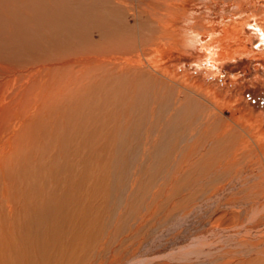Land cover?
Here are the masks:
<instances>
[{
  "label": "rangeland",
  "instance_id": "rangeland-1",
  "mask_svg": "<svg viewBox=\"0 0 264 264\" xmlns=\"http://www.w3.org/2000/svg\"><path fill=\"white\" fill-rule=\"evenodd\" d=\"M54 1L0 0V264H10L17 230L35 209L60 216L56 238L40 239L43 264H264V245L257 252L243 243L264 241V58L238 52L218 58L215 82L204 74L224 108L207 124L204 99L193 93L201 106L182 107L166 80L145 77L151 86L134 97L122 76L102 85L105 68L86 81L91 89L67 85L74 43L49 14L63 17L72 0ZM86 1L96 8L102 0ZM198 1L189 11L203 23L222 13ZM238 1L250 14L251 0ZM87 32L80 46L105 42ZM248 49L264 47L253 38ZM178 51L156 60L182 77L202 58ZM228 125L232 135L216 139Z\"/></svg>",
  "mask_w": 264,
  "mask_h": 264
},
{
  "label": "bare ground",
  "instance_id": "bare-ground-1",
  "mask_svg": "<svg viewBox=\"0 0 264 264\" xmlns=\"http://www.w3.org/2000/svg\"><path fill=\"white\" fill-rule=\"evenodd\" d=\"M203 1L205 0H201V2ZM211 1L214 6L217 7V9H219V6L223 7L221 8L222 13H216L212 15L209 14V18H204L206 22L203 23V18H201L200 16H194V13L192 14L189 11V9H191V6H196L199 4L198 0H102L99 6H95L96 8L91 5H88L86 3V0L82 1V4L84 6H82L79 0H72V6L65 10L66 13L63 17L61 13L57 12L60 10H55V15H51V13L49 14L50 16H53V19H55L56 21L59 20L57 22L58 26L60 24L64 26L65 33L68 34V37L71 38L74 43L73 50L71 49L72 54L70 55V58L66 61V63H64L66 64L65 67H68L70 69V74L73 75L72 78L70 77V79H68L69 82L67 83V85L74 83L75 81L79 84L82 83L81 80H83L85 81V84L83 82V89L88 90L89 87L92 85H87L86 81L91 79L92 75H98L100 78V70L105 68L106 73L101 76V79L99 80L100 83H102L103 85L104 80L114 78V75L116 77L122 76L123 78H125L124 81L121 80L122 84L125 85L126 83V86H124V88L128 87V89L126 90L129 92H133L134 94L131 97H134L136 95V91L145 90V88H149V86H151L148 82L145 81V77L151 78L153 81H155V84L159 82L162 83L164 80H166L168 88L170 90L175 91V94H173L172 97L175 95L174 100L176 101V103L179 102L180 104H182V107H188L189 105H191V103L201 106V101L191 100L194 94L196 95V98L198 100L204 99V104L206 106L209 105L211 110L207 111L206 109L208 107H206L205 111H203L204 113H201V115H203L204 120L207 124L209 122L213 123V115H218L219 113L221 114L224 109L223 106H221L218 100L216 99L215 93L212 94L210 92L212 91V87L210 86V84L213 82L212 80H214L215 82V80L217 79V76L216 78H213L214 76H212L211 74H214L216 72L219 73L221 71V68L217 67V63L218 61H220L218 60V58L222 60L228 58L234 59L238 52H241L242 56H246L248 55V53H250L251 55L252 53V57L256 56L255 58L258 59L264 58V50L253 49L251 50V52H249L248 49V42H252L253 38H256L260 42V47H264V0H251V4H249L252 7L251 9H249L250 14H247V8L245 9L242 6V3L238 0ZM38 14L40 15L39 12ZM39 15H35V18L37 19L43 17ZM230 18L236 20L234 22H230ZM90 29H94V33H100L102 37L101 39H103L102 41L105 42L100 43L98 45L94 44L92 40L93 37H91V41L86 38V44L83 42L84 46H80L82 44H80L81 42L78 43V41L80 40L82 35H87V30ZM185 37L194 38V42L189 47H185ZM196 45H199V48H196ZM178 50L187 55L186 58L188 59L196 60L202 58L200 62H198L197 64L195 63L196 65L194 66V68H192V70L194 71L187 70L185 74H182V77L180 76L179 71L175 70L171 73L169 70L163 68V64L161 63L160 59L158 61L156 60L158 57L163 58L167 54H175L174 52ZM217 50H220L218 52V57H216ZM253 53L255 55H253ZM207 55L209 56V59L205 61L204 57H207ZM205 64H207L212 69L211 72H208V74L212 76V80H210L211 78L209 77H204V74L207 73L205 72L206 70H202ZM5 70L7 73L13 72L12 70H10V68L7 67L5 68ZM182 70H184V68ZM29 73L30 71L27 70L21 72V75H26ZM194 74L196 75L195 77L197 81L200 82L202 86L206 87L207 89H203L200 84L195 81V78L189 79L190 75ZM217 75L219 76V74ZM91 83L94 84V82H90V84ZM100 85L101 84H99L98 82L99 87ZM171 87L176 88V90ZM163 88L164 86H160V90H163ZM142 93V95H145L146 98L147 95L144 94L145 92L143 91ZM186 95L187 97L189 95H193L191 96V98H186L188 99L187 103L186 101H184ZM5 101H7V99H5ZM206 102L208 104H206ZM237 119L239 120V118ZM224 127L225 128L221 130V133L217 134L216 137L214 136L216 139H225L228 136L232 135L230 126L228 125ZM242 143L246 144V142L243 141ZM244 144H242V146ZM11 148H9L8 150L10 151ZM4 150H6L5 147ZM240 151L241 150H239V152ZM237 153V151L234 153L232 159V161H234L231 163L236 162ZM4 157L5 156H1L0 159L4 160ZM5 186L7 187V184H5ZM2 189L6 191L5 187H3ZM5 191L4 195H6ZM1 193L3 197V191ZM2 197L0 196V199ZM52 197L51 199L54 200V197ZM48 200L50 199L48 198ZM53 200H51V202ZM57 204H59V207L56 206L58 212V208L61 210L63 207L61 205V202H57ZM51 205H49V207ZM9 208L8 209L11 210L10 206ZM46 208L48 207H45L44 210ZM53 212L54 211L43 212L42 210L35 209L34 214L31 215L23 225L21 224V227L17 230L19 231V236H14L16 239L13 244L12 251L8 250L10 251V253L8 252V257L6 260L9 261L10 264L44 263L43 261H41L40 246L43 247L42 244H44L45 242L41 243L40 239H42L47 233L48 237H50L49 235L51 234L54 238H56V232L59 229H57L58 221L56 222L55 220L58 213L57 215H55L53 214ZM243 243L245 245L249 243L250 246H248L251 247L253 250L256 249V251L259 247L261 248L262 245H264V241L255 242L253 240L250 241L248 239H244ZM70 249L72 253L76 250L74 249V247H71ZM2 256L4 257V255ZM262 257L264 256L259 257L260 259L257 260L261 261V259H263ZM232 264H236V260H234ZM252 264H254L253 261Z\"/></svg>",
  "mask_w": 264,
  "mask_h": 264
},
{
  "label": "clouds",
  "instance_id": "clouds-1",
  "mask_svg": "<svg viewBox=\"0 0 264 264\" xmlns=\"http://www.w3.org/2000/svg\"><path fill=\"white\" fill-rule=\"evenodd\" d=\"M193 42H194V38L185 37V47H189ZM196 48H199V45H196ZM208 59H209L208 55H207V57H204L205 61H207ZM202 70H206L205 72H211L212 71V69L207 64L204 65ZM197 74H200V73H197Z\"/></svg>",
  "mask_w": 264,
  "mask_h": 264
}]
</instances>
